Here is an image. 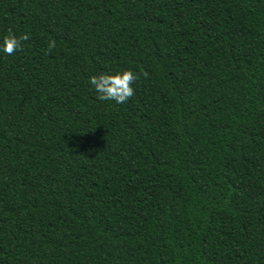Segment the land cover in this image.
Wrapping results in <instances>:
<instances>
[{
    "label": "trees",
    "instance_id": "1",
    "mask_svg": "<svg viewBox=\"0 0 264 264\" xmlns=\"http://www.w3.org/2000/svg\"><path fill=\"white\" fill-rule=\"evenodd\" d=\"M9 33L0 264H264V0H0Z\"/></svg>",
    "mask_w": 264,
    "mask_h": 264
},
{
    "label": "clouds",
    "instance_id": "2",
    "mask_svg": "<svg viewBox=\"0 0 264 264\" xmlns=\"http://www.w3.org/2000/svg\"><path fill=\"white\" fill-rule=\"evenodd\" d=\"M29 36L22 34L19 37L9 33L3 37V43L0 44V51L7 55H14L17 51L23 50V42L27 41ZM56 47V42L50 41L48 50L51 51ZM148 77L146 71L141 70L139 73H134L131 70H125L122 73L116 74H101L99 76H91L89 83L97 93L99 101H114L116 104L127 103L134 95L135 91L132 87L140 76Z\"/></svg>",
    "mask_w": 264,
    "mask_h": 264
}]
</instances>
